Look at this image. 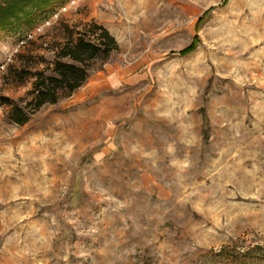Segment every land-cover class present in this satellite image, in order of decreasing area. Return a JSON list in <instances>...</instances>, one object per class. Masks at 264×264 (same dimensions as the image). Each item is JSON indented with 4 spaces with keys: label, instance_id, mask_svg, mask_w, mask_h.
Segmentation results:
<instances>
[{
    "label": "rangeland",
    "instance_id": "obj_1",
    "mask_svg": "<svg viewBox=\"0 0 264 264\" xmlns=\"http://www.w3.org/2000/svg\"><path fill=\"white\" fill-rule=\"evenodd\" d=\"M89 22L119 49L81 88L23 126L0 106V264H236L263 246L264 0H55L0 27V96L25 97L9 68L50 74Z\"/></svg>",
    "mask_w": 264,
    "mask_h": 264
},
{
    "label": "trees",
    "instance_id": "obj_2",
    "mask_svg": "<svg viewBox=\"0 0 264 264\" xmlns=\"http://www.w3.org/2000/svg\"><path fill=\"white\" fill-rule=\"evenodd\" d=\"M53 1L55 0H1L0 27H11L22 17H28L33 12L48 7ZM118 49L115 38L104 27L89 22L76 33L69 32L64 42L59 44L57 59L49 70L50 74L44 70L32 73L25 69L9 68V74L18 82L22 83L27 78L33 79V82L25 97L13 100L0 96V106L9 107L7 119L12 124L23 126L29 121L30 116L44 105H54L59 100L70 97L87 81L93 65L97 62L104 63ZM233 253L236 259L232 261L236 264H254L257 255H259L257 263H264V245L247 248L243 252L239 249ZM220 254L228 252L222 250ZM228 256L221 259L232 264Z\"/></svg>",
    "mask_w": 264,
    "mask_h": 264
},
{
    "label": "built area",
    "instance_id": "obj_3",
    "mask_svg": "<svg viewBox=\"0 0 264 264\" xmlns=\"http://www.w3.org/2000/svg\"><path fill=\"white\" fill-rule=\"evenodd\" d=\"M73 3V2H72Z\"/></svg>",
    "mask_w": 264,
    "mask_h": 264
}]
</instances>
